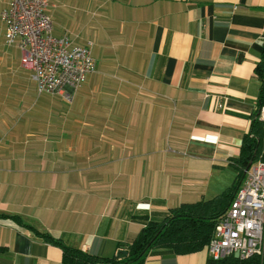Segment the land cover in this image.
Masks as SVG:
<instances>
[{
    "label": "crops",
    "instance_id": "1",
    "mask_svg": "<svg viewBox=\"0 0 264 264\" xmlns=\"http://www.w3.org/2000/svg\"><path fill=\"white\" fill-rule=\"evenodd\" d=\"M50 14L57 36L93 43L97 71L73 102L48 104L0 20V215L112 258L147 222L236 182L231 160L261 87L264 0H59ZM209 259L156 248L145 264ZM62 260L0 218V264Z\"/></svg>",
    "mask_w": 264,
    "mask_h": 264
},
{
    "label": "built area",
    "instance_id": "2",
    "mask_svg": "<svg viewBox=\"0 0 264 264\" xmlns=\"http://www.w3.org/2000/svg\"><path fill=\"white\" fill-rule=\"evenodd\" d=\"M59 0H7L0 13L4 42L21 52L20 66L36 84L38 96L59 95L73 102L97 71L93 43L76 44L70 32L57 36L50 9ZM221 107V106H220ZM259 119L264 122V107ZM210 259L236 253L239 259L264 256V162L253 163L226 214L205 246Z\"/></svg>",
    "mask_w": 264,
    "mask_h": 264
},
{
    "label": "trees",
    "instance_id": "3",
    "mask_svg": "<svg viewBox=\"0 0 264 264\" xmlns=\"http://www.w3.org/2000/svg\"><path fill=\"white\" fill-rule=\"evenodd\" d=\"M254 72L261 81V87L256 110L250 116V130L242 140L241 153L231 160V164L239 171L236 182L212 200L173 208L162 220L147 222L134 241L122 247V251L127 252L125 256L122 254L105 258L86 253L67 245L51 234L40 232L25 224L17 216L0 215V218L11 219L19 226L32 231L46 243L60 248L63 252L62 264H145L146 258L156 248H164L177 255L204 250L212 238L216 225L226 214L242 185L250 163L264 162V122L259 119L260 110L264 107V42L261 59L255 66ZM207 264H264V256L249 259H237L231 256L218 261L209 259Z\"/></svg>",
    "mask_w": 264,
    "mask_h": 264
},
{
    "label": "water",
    "instance_id": "4",
    "mask_svg": "<svg viewBox=\"0 0 264 264\" xmlns=\"http://www.w3.org/2000/svg\"><path fill=\"white\" fill-rule=\"evenodd\" d=\"M252 164H253V163H250L248 169L250 168V166H251ZM246 172H247V171H246ZM122 254L125 256V255L127 254V252L121 250V251L118 252L117 256H121ZM234 257L237 258V259H239V254L236 253V254L234 255Z\"/></svg>",
    "mask_w": 264,
    "mask_h": 264
},
{
    "label": "rangeland",
    "instance_id": "5",
    "mask_svg": "<svg viewBox=\"0 0 264 264\" xmlns=\"http://www.w3.org/2000/svg\"><path fill=\"white\" fill-rule=\"evenodd\" d=\"M92 52H93V47H92ZM94 55V54H93ZM48 97V104H51V103H53V102H56L57 101V99H59L60 97H49V96H47ZM68 102V101H67ZM69 103V102H68Z\"/></svg>",
    "mask_w": 264,
    "mask_h": 264
}]
</instances>
